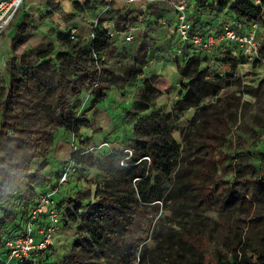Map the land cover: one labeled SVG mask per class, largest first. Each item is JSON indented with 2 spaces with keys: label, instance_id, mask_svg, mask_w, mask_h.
<instances>
[{
  "label": "rangeland",
  "instance_id": "1",
  "mask_svg": "<svg viewBox=\"0 0 264 264\" xmlns=\"http://www.w3.org/2000/svg\"><path fill=\"white\" fill-rule=\"evenodd\" d=\"M65 2L68 3L67 7L64 6ZM74 2L80 4L78 9L74 7ZM121 4V0H24L0 34V98L9 86V67L30 75L33 83L26 99L30 112L28 121L31 127L41 130L45 137L43 141L34 142L41 155L30 162V173L33 174L42 159L47 161L41 170L45 181L39 180L37 176L25 178L16 192L2 199V226L12 219L11 213L6 210L11 208L13 200L16 198L27 202L34 199L32 186L41 183L55 186L71 155L78 154V158L57 195L62 193L66 204L70 198L83 203L95 199L92 197L94 190L102 188L104 181L112 178L110 173L99 168L107 149L98 146L108 142L113 151L131 148L133 126L141 116L155 114L157 119H162L181 147L194 134L195 124L202 114H205L204 117L212 114L228 120L224 150L231 155L238 152L249 154L248 160L258 164L259 169H264V6L261 16L251 22V25L254 24L251 29L259 43L256 58L248 62L239 46L228 48L223 45L222 49L218 48L213 55V59L218 62L216 66L220 68L221 88L216 97L202 104L204 112L202 108L192 106L175 112L173 105L183 95V91L179 92L180 84L186 78L178 71V66H182L185 61L180 63L178 52L182 46L171 24L176 18L174 8L170 2L148 0H137L128 7H122ZM194 6V15L190 19L200 26L232 19L226 9L212 4L211 0H195ZM59 24L75 26L76 37L59 39V34L64 32L60 30ZM109 28L115 32L113 36H108L107 48L99 54H92L94 66L99 68L97 79L103 93H99L93 85H86L81 86L77 95L66 84L62 89L63 94L59 95L56 79L61 71L68 72L71 78L80 75V71L71 64L65 66L67 55L64 54L73 56V51L78 48L87 50L96 32ZM216 28L220 30L218 26ZM125 32L131 35L130 40H125ZM20 38L23 40L17 44ZM59 52L62 54L57 56ZM140 60L144 62L142 74L134 80H126V66ZM145 79L160 90L159 95L150 93L148 98L142 97ZM96 94H103L104 98L96 99ZM143 106H147V109L143 110ZM168 112L170 117L165 116ZM23 116L20 113L15 120L27 121ZM65 120L69 123L75 120L86 122L73 132L62 127ZM12 133L11 125L0 129V155L6 158L19 151L17 142L13 141L16 137H11ZM240 138L243 141L239 143ZM219 141L223 142L222 139ZM180 155L176 172L183 170L186 161L191 158L185 156L184 151ZM147 163H144L146 170ZM119 166L122 167L120 162ZM231 170L228 167L223 173L225 179L233 177ZM135 171L137 169L132 168L125 173L124 178L120 176L127 198L136 196ZM218 172L222 174L220 166ZM176 184L174 175L163 177L160 184L161 200L144 204L135 199L127 214L119 216L121 223L111 225L113 232L123 238L119 250L114 248L113 239H109L102 249L88 247L82 238L86 234H76L79 222L70 216L62 218L54 245L44 253L51 256L45 264H55L70 252L87 257L91 263L119 264L118 259L124 253V264H137L139 257L138 264H152L148 260L158 255L157 245L162 234L169 226L179 227L183 224L187 212L191 210L186 208L180 213L183 201L179 198L174 200L172 192ZM256 190L257 187H248V191L253 194ZM203 215L207 216L205 228L211 234L209 249L212 252L224 250L226 238L234 234L241 238L246 236V218L242 215L221 212L219 205L203 212L200 219ZM2 226L0 231L4 228ZM75 242L78 243L76 246L73 245ZM255 246L264 252V246ZM251 261L254 264L255 256H251Z\"/></svg>",
  "mask_w": 264,
  "mask_h": 264
},
{
  "label": "trees",
  "instance_id": "2",
  "mask_svg": "<svg viewBox=\"0 0 264 264\" xmlns=\"http://www.w3.org/2000/svg\"><path fill=\"white\" fill-rule=\"evenodd\" d=\"M194 1L188 0L190 5L187 9V19L197 30H205L211 26L217 27L222 23H228L235 28L239 24L241 27H247L261 16L262 6H264V0H211L212 4L226 9L232 19L230 21L223 19V21H217L210 26L203 27L190 19V16L194 15ZM74 7L78 9L80 4L74 2ZM171 24H174V20L171 21ZM62 33L59 34V39L62 37L70 38L66 32ZM22 40L23 38H20L17 44H20ZM108 44L107 32L97 31L87 50L78 48L73 51V56L64 54L67 55L65 66L71 64L73 68L80 71V75L71 78L68 72L61 71L56 79L59 95L63 94L62 89L66 84H69V89L77 95L80 93L81 86L86 85H93L97 91H100L99 93H103L97 79L99 68L94 66L92 54L103 52ZM228 48L233 47L228 46ZM60 54L62 53L59 52L57 56ZM213 55L180 54V63L185 62L182 66H178V71L186 78V81L180 84L179 92L183 91V95L173 105L175 112L183 111L191 106L202 108L204 112L205 108L202 104L207 99L216 97L221 88L220 68L216 66L218 62L213 59ZM143 66L144 62L141 60L128 64L124 70V78L134 80L142 74ZM212 68L215 72L210 71ZM7 71L10 80L9 86L0 98V129L5 125L13 127L14 133L11 137H16L13 141L17 142L19 151L10 155L9 158L0 155V202L11 192H16L25 178L37 176L39 180L45 181L41 170L47 165L46 159H42L37 164L33 174L29 171L30 162L41 155V152L37 150V144L34 142L43 141L45 138L41 130L31 127L28 121L30 112L27 110L28 100L26 99L29 90L32 89V79L27 71V74L25 72L20 73L11 67ZM150 93L157 96L160 94V90L149 83L148 79H145L141 95L146 99ZM96 95V99L104 98L103 94ZM142 109H147V106H143ZM18 112L19 114H17ZM20 113L24 115L23 118H27V121L15 120ZM154 115L141 116L134 124V136L131 148H129L131 155L125 159L126 166L120 167L119 162L128 155V152L122 150L105 151L107 154L102 155L99 168L110 173L112 178L105 180L102 188L94 190L92 197L95 199L83 203L79 199L70 198L66 204L62 193L57 195V204L64 209L62 218L70 216L79 222L76 234L79 236L86 234L82 238L88 247L95 246L97 249H102L109 239H113L114 248L119 250L123 238L113 232L111 225L121 223L118 220L119 216L127 214L128 208L132 206L135 199L144 204L161 200L162 189L160 184L162 178L174 175L177 184L172 189L173 199L179 198L183 201L180 204V213H183L186 208L191 210L187 212V219L183 224L179 227L169 226L162 234L157 245L158 255L151 257L148 263L252 264L251 256H255L254 264H264V252L255 246L256 244L259 247L264 246V169H259L258 164L248 160L249 154L238 152L231 155L224 150L227 137L225 129L229 126L228 120L214 117L212 114L204 117L205 114H202L200 120L195 124L194 134L187 139V144L181 147L166 129L164 121L157 119ZM165 116L170 117V112L166 113ZM85 122V120H75L69 123L65 120L62 127L75 132ZM219 139H222L223 142H220ZM242 141L243 139L240 138L238 142ZM182 151H184L185 156L191 158L186 161L183 170L176 172L175 167L178 163V157L181 158ZM75 156V159L78 158V154ZM233 160L234 162H232ZM146 162H148V170L144 165ZM219 166L222 174L218 172ZM228 167L232 168L231 171L233 172V177L230 180L223 176ZM132 168L137 169L134 172L137 191L135 198H127L124 195L120 176L122 175L124 178L125 173ZM249 186L257 187L254 194L248 191ZM45 187L46 185L43 183L32 186L34 199H29L26 202L18 201L15 198L11 208H7L6 211L11 213L12 219L8 220L3 225V230L0 231V260L5 258L3 248L5 237L22 230L31 206L35 203L38 193L45 190ZM131 191L133 193V188ZM214 205H219L221 212L244 216L247 227L244 238L234 234L226 238L225 249L216 252L209 249L211 234L206 232L205 228L207 216L203 215L202 219L199 217ZM2 218L0 217V220ZM62 218L61 220H63ZM77 244L75 242L73 245L76 246ZM125 257L124 253H121L118 263L124 264ZM50 259L51 256L48 257L47 254L33 255L22 264H45ZM140 259L139 257L138 263ZM55 264L101 263H91L87 257H81L70 252Z\"/></svg>",
  "mask_w": 264,
  "mask_h": 264
},
{
  "label": "built area",
  "instance_id": "3",
  "mask_svg": "<svg viewBox=\"0 0 264 264\" xmlns=\"http://www.w3.org/2000/svg\"><path fill=\"white\" fill-rule=\"evenodd\" d=\"M104 2H115L117 0H101ZM119 1V0H118ZM128 3L137 0H123ZM162 3L170 2L174 8L176 18L173 24L174 33L182 48L178 54L188 53L190 55H212L223 45L242 48V53L248 62L254 60L258 54L259 43L251 28L253 25L237 28L228 23H222L220 30L216 27H208L205 30H197L187 19L188 0H157ZM24 0H0V34L7 28L16 11ZM60 30L69 34L71 38L77 35L75 26H63L59 24ZM218 31V32H217ZM108 36H113L114 29H106ZM125 40H130L131 35L125 32ZM75 146L73 145L72 148ZM110 149L108 142H102L98 148ZM123 152L128 155L120 160L122 166H126L125 159L131 155V150L125 148ZM76 157V156H75ZM75 157L71 155L64 169L60 173L55 186L47 185L46 189L38 193L35 203L31 206L22 230L11 236L5 237L3 248L5 258L0 264H22L33 255H43L47 249L54 245V237L57 233L59 223L64 214V209L57 204L55 197L59 189L67 181L68 175L74 169ZM146 159L148 157H145Z\"/></svg>",
  "mask_w": 264,
  "mask_h": 264
},
{
  "label": "crops",
  "instance_id": "4",
  "mask_svg": "<svg viewBox=\"0 0 264 264\" xmlns=\"http://www.w3.org/2000/svg\"><path fill=\"white\" fill-rule=\"evenodd\" d=\"M121 1H122V4H121L122 7H124V5H126L127 7L131 5V3H128V2H126V1H123V0H121ZM148 1L157 2V0H148ZM115 2H117V1H115ZM66 3H67V2H66ZM119 3H120V2H119ZM64 6L67 7V6H68V3H67V4L64 3ZM174 20H175V19H174Z\"/></svg>",
  "mask_w": 264,
  "mask_h": 264
},
{
  "label": "bare ground",
  "instance_id": "5",
  "mask_svg": "<svg viewBox=\"0 0 264 264\" xmlns=\"http://www.w3.org/2000/svg\"><path fill=\"white\" fill-rule=\"evenodd\" d=\"M65 4H67V3L65 2Z\"/></svg>",
  "mask_w": 264,
  "mask_h": 264
}]
</instances>
